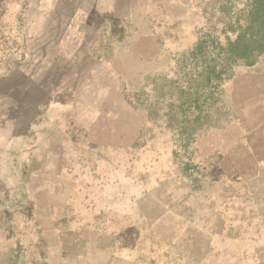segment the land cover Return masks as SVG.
<instances>
[{
	"label": "rangeland",
	"instance_id": "obj_1",
	"mask_svg": "<svg viewBox=\"0 0 264 264\" xmlns=\"http://www.w3.org/2000/svg\"><path fill=\"white\" fill-rule=\"evenodd\" d=\"M248 12L0 0V264H264V53L217 57Z\"/></svg>",
	"mask_w": 264,
	"mask_h": 264
},
{
	"label": "trees",
	"instance_id": "obj_2",
	"mask_svg": "<svg viewBox=\"0 0 264 264\" xmlns=\"http://www.w3.org/2000/svg\"><path fill=\"white\" fill-rule=\"evenodd\" d=\"M247 22L245 30L233 42L219 49L217 57L222 64L251 66L264 53V0H249Z\"/></svg>",
	"mask_w": 264,
	"mask_h": 264
},
{
	"label": "crops",
	"instance_id": "obj_3",
	"mask_svg": "<svg viewBox=\"0 0 264 264\" xmlns=\"http://www.w3.org/2000/svg\"><path fill=\"white\" fill-rule=\"evenodd\" d=\"M1 154V153H0ZM1 165H2V163H1V157H0V189L1 188H3V186H4V182H3V180H2V175H1ZM8 184V183H7Z\"/></svg>",
	"mask_w": 264,
	"mask_h": 264
}]
</instances>
